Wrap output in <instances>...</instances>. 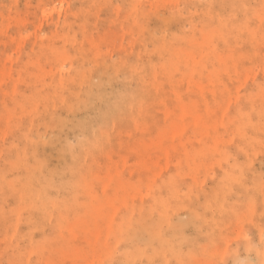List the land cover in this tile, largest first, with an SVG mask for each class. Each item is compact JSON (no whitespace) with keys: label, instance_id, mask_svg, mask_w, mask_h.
Wrapping results in <instances>:
<instances>
[{"label":"rangeland","instance_id":"1","mask_svg":"<svg viewBox=\"0 0 264 264\" xmlns=\"http://www.w3.org/2000/svg\"><path fill=\"white\" fill-rule=\"evenodd\" d=\"M30 1L33 3H27ZM39 1L0 0L2 4L0 66L2 65L4 73L8 74L9 78L13 77L12 80L5 78L0 85V101L3 92L9 91L15 78L20 76L19 89L30 81L17 67L23 66L27 60L40 59L36 55L40 47L35 41L42 39V44L46 45V38L52 32L67 33L69 38L67 41L56 39L54 44L76 57L62 63L40 59V65L46 71L57 70L60 66L58 69L62 70V76L70 74L78 52L89 58L92 56L93 50L89 42L95 43L102 56L110 55L115 60L122 58L134 65L136 63L134 55L137 52L136 49L130 48V44L134 38H138L141 45L138 51L143 53L140 56V65L145 73L149 65L154 70L161 68L164 60L162 54H159L158 60L150 61L153 52L161 48V41L170 47L173 53L170 63L178 72L173 76H158L157 71L159 83L154 89L149 84L150 78L147 74L144 88L150 92V97L140 100L138 98L139 101L132 111L116 117L113 126L106 130L108 133L106 141L97 149L89 151L91 170L86 176V181L91 196H85L84 200L92 209L87 215L76 214L68 221L70 231H78L76 235L85 238L89 243L83 249L78 247L75 263L94 264L96 258H103L104 252L112 247L119 235L114 233V223L116 220L119 221L121 215L130 214L134 202L148 201L147 196L137 195L148 191L149 183L156 180L155 175L159 174L164 179H167L168 175H177L182 179L174 185V191H177L179 196H175L171 203L179 204L172 217L176 223L184 224L185 227L188 208L199 209L203 204L204 208L207 206L204 195L215 189L217 169H225L233 163L242 164L246 156L248 169L244 172L242 180L246 192L230 198L234 201L236 210L225 224L222 242L219 243L217 240L219 232L212 231L211 237L215 243L204 249V253L191 263L218 264L217 256L230 248L240 258L246 255L253 256L236 235H244L255 245L260 244L258 238L261 240L262 237L264 240V227L256 231L258 224L264 225V134L256 132L257 129H264V0H252L255 8L248 14L253 13L260 22L252 38L246 37V42L251 41L254 45L245 49L244 61L237 59L241 64L237 61L228 62L226 59V54L233 46L228 34L232 29L227 24V16L219 9V4L223 0H112L113 4L127 6V9H120V17L117 19L108 17L111 10L100 8L104 0H96L93 5L88 2L89 0ZM80 1L87 9V23L82 26H79ZM9 3L15 4L18 8L15 10L10 8ZM24 3L30 4L27 5L28 12L24 11ZM216 9L220 11L218 17L220 20L213 22L212 25L211 18ZM149 10L160 14L178 10L183 21L182 29L176 31L177 38L168 36L160 39L163 34L156 33L155 39L152 41L148 39L146 29H151L154 17L141 16L147 15L146 12ZM20 12L23 24L18 31L19 29L15 30L12 27L11 20L15 15L20 17ZM93 12L98 15H94ZM37 19H41L42 22L34 26ZM147 19L148 27L140 30V26L146 24ZM68 25L72 27H67ZM70 39H75L78 43H72ZM30 47H33L34 51L31 58ZM213 69L216 70L214 72L216 74L211 75L207 72ZM188 70H196L197 73L190 76ZM222 73L225 74L222 80L223 87L218 91H209L208 87L214 83L215 76ZM180 78L189 79L192 91L198 89L204 92L200 106L187 107L185 95L181 98L185 107L183 109L165 102V97L169 95V86L174 85ZM43 81L45 90L50 92L51 78L44 75ZM150 107L154 109L156 117L154 115L149 117ZM56 112L62 110L57 109ZM244 112L247 116L246 121L240 119ZM81 113V110L76 111L77 115ZM5 118L6 114L0 112V120ZM70 121L74 124L75 119L54 122L50 125L55 126V128L52 126L54 129L49 126L47 133H42V138H48L43 146L45 148L41 147L40 152L43 148L42 155L49 164L57 159L58 153L55 149L59 139L62 138L60 143L66 138L71 142L74 140L72 132L67 128L73 126ZM245 123L246 128H243ZM10 125L9 119L0 121V134ZM3 137L0 135V162L8 154L6 147L9 140H18L16 136L12 138V135ZM249 141L250 144L247 143ZM216 152L220 155L217 159L213 155ZM3 155L5 156L2 158ZM252 176H255V182L252 181ZM137 178L139 182L136 186L130 187L127 184L134 183ZM210 197L208 196L206 200ZM96 211L99 214L97 217L94 214ZM191 224L189 228L186 227L187 233L193 229V222ZM22 228L25 230L26 226L22 224ZM43 229L48 233V227ZM202 230L205 232L207 229L204 227ZM165 232L167 234L169 230ZM39 233L40 231L34 238H37ZM117 245L119 250L125 249L122 241ZM0 254L3 256L4 253ZM49 261L51 263L52 260ZM120 262V258L115 256L111 264ZM224 262L232 264L228 256ZM154 263L158 264L159 259L154 258ZM170 263L174 264L172 258ZM29 264H39L35 255H30Z\"/></svg>","mask_w":264,"mask_h":264},{"label":"bare ground","instance_id":"2","mask_svg":"<svg viewBox=\"0 0 264 264\" xmlns=\"http://www.w3.org/2000/svg\"><path fill=\"white\" fill-rule=\"evenodd\" d=\"M81 2L78 3L79 26L87 23V9ZM88 2L93 5L96 0ZM27 3H24L25 12H28L27 5H30ZM114 4L112 0H104L100 8L111 10L108 17L117 19L120 17V9H127V6ZM9 7L14 10L18 8L13 3H9ZM254 8L255 4L252 0H223L219 4L220 11L227 16V24L232 32L237 31L228 33L233 46L226 54L228 62L237 59L244 61L245 49L254 45L251 41L246 42L247 36L252 38L256 33L257 24L260 22L253 13L248 14ZM232 10L234 12H229ZM220 11L218 9L214 11L211 18L212 25L213 22H219ZM93 13L98 15L96 12ZM146 13L147 15L141 17L148 15L154 17L151 29H146L148 39L151 41L155 39L156 33L163 34L160 39L168 36L177 38L176 31L182 29L183 21L178 10H173L172 13L163 12L164 14L149 10ZM22 19L21 15L20 17L15 15L12 20H8H11L15 30L20 31ZM41 22V19H37L34 26ZM147 22L148 19L146 24L140 26V30L148 27ZM56 39L67 41L69 38L67 33L59 31L52 32L46 38V45L42 44V39H36L35 42L40 47L36 55L42 60L60 63L76 57L71 52L56 47L54 44ZM70 40L72 43H78L75 39ZM161 42V48L150 56V61L158 60L159 54L164 56L161 68L154 70L149 65L146 73L140 65V56L143 53L138 51L141 47L138 38H134L130 44V48L136 49L137 52L134 55L136 60L134 65L122 58L115 60L110 55L102 56L95 43L89 42L93 50L92 56L89 58L84 53L78 52L73 62V70L66 76L61 75L63 72L58 69L61 68L60 66L57 70H44L40 65V59L37 58L27 60L23 66L17 67L30 81L19 89L20 76H18L12 82L9 91L3 92L0 101V112L6 114V118L0 121L6 119L11 121L10 127L3 130L0 135L4 136L3 138L12 135V138L16 136L18 139L9 140L6 147L8 154L0 162V253H4L3 256L0 254V264H29L30 255H35L39 264H76L79 248L83 249L89 243L85 238L76 235L78 231H70L68 221L71 216L87 215L92 209V206L84 200L85 196H91L86 181V176L91 170L88 153L106 141L108 137L106 130L113 126L116 117L132 111L140 99L150 97V92L144 88L147 74L150 78L149 84L154 89L159 83L157 75L173 76L178 73L170 63L172 62L170 58L173 57L170 47L164 41ZM32 49L33 47H30L32 56L29 58L34 55ZM215 71L213 69L207 72L214 75ZM194 73L197 71L188 70L190 76ZM44 75H48L52 80L50 92L45 90ZM224 75L223 73L216 75L214 83L208 87V90H220L223 87ZM5 78L13 79L4 73L1 65L0 85ZM182 79L169 86V95L165 97V102L183 109L181 98L185 95L187 107L200 106L204 92L198 89L192 91L189 79ZM57 109L62 112H56ZM77 110H81L82 113L77 115ZM148 113H150L149 117L157 116L151 107ZM71 118L75 119L74 124L70 121L73 126L66 125V127L68 126L67 128L72 132L74 140L71 142L65 137L66 139L64 138L65 140L60 143L62 138L59 139L55 149L58 153L57 159L49 164L42 155L48 137L42 138V133H47L52 123H60ZM240 119L246 121V112L240 115ZM242 127L246 128V123ZM256 132L264 134V129H257ZM247 143L250 144L251 141ZM41 147L43 148L40 152ZM213 155L216 159L220 157L218 152ZM247 159L248 156L242 164L233 163L225 169H217L215 189L204 195L206 199L211 196L209 200L205 199L207 206L204 208L203 204L199 209L188 208L185 227L184 224L176 223L172 217L179 204L171 203L175 196H179L177 191H174V185L182 179L177 175H168L167 179L159 174L155 175L156 180L154 183H149L148 191L137 195L147 196L148 201L134 202L130 214L121 215L119 221L116 220L113 229L114 233L119 235L112 247L104 252L103 258H96L94 264H111L115 256L120 258V264H155L154 258L159 259L158 264H171L170 258L174 260V264H193L191 262L196 261V258L204 253V249L215 243L211 237L212 231L219 232L217 240L219 243L222 242L225 224L233 217L236 210L234 201L230 198L246 192L242 180L244 172L248 169ZM252 181H256L255 176H252ZM138 182L137 178L134 183L127 184L134 187ZM191 187L196 188V186ZM94 214L96 217L99 216L98 211ZM191 222L193 229L187 233L186 227L189 228ZM22 224L26 226L25 230ZM44 227H48V233L44 231ZM204 227L207 229L205 232L202 230ZM262 227L264 225L258 224L256 231H260ZM165 230H169V233L166 234ZM38 231L40 233L34 238ZM236 237L245 244L253 256L246 255L240 258L230 248L217 256L218 264H225L227 256L232 260V264H264L262 237L261 240L258 238L260 244L257 245L248 241L244 235L239 234ZM119 241L125 244V249H118ZM20 242L23 244L21 245ZM50 259L51 263H49Z\"/></svg>","mask_w":264,"mask_h":264}]
</instances>
